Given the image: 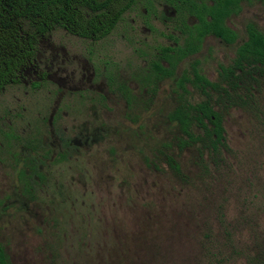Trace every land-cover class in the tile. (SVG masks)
<instances>
[{
	"label": "rangeland",
	"instance_id": "374dc122",
	"mask_svg": "<svg viewBox=\"0 0 264 264\" xmlns=\"http://www.w3.org/2000/svg\"><path fill=\"white\" fill-rule=\"evenodd\" d=\"M239 7L226 18L228 28L223 21L236 41L208 40L196 59L209 83L219 82L221 67H233L249 25L264 38V0ZM130 19L123 16L95 50L60 28L50 31L45 40L55 52L41 48L38 86L27 78L0 90V243L9 262L264 264V67L247 53L240 57L252 78L229 93L219 150L199 143L181 150L183 135L169 117L179 105V84L191 104L210 96L220 111L214 93L190 86L186 71L196 64L183 62L182 78L166 80L186 58V46L196 51L203 40L202 23L194 34L182 19L176 63L166 54L169 69L156 70L166 79L159 88L152 80L149 99L138 89L132 102L107 90L99 75L105 46L117 51L103 61L128 59L114 41Z\"/></svg>",
	"mask_w": 264,
	"mask_h": 264
},
{
	"label": "trees",
	"instance_id": "16d2710c",
	"mask_svg": "<svg viewBox=\"0 0 264 264\" xmlns=\"http://www.w3.org/2000/svg\"><path fill=\"white\" fill-rule=\"evenodd\" d=\"M243 1L250 0H214L212 8L206 9L203 6L211 21L200 20L202 34L213 35L228 45L233 44L236 35L223 25V21L237 15L239 4ZM92 2L94 0H0V90L20 82L24 71L37 57L38 43L53 28L65 29L79 36H89L92 28L98 26H106L110 30L132 4V0H106L101 10L85 6ZM248 27L247 41L237 50L233 67H221L218 83H209L197 72L195 65L192 66V77L188 79L190 86L206 96L209 95L206 88L214 93L215 108L220 109L219 112L214 111V106L210 105V96L203 103L191 104L185 97L190 93L179 84L182 89L179 105L169 115L170 121L178 126L183 135L177 143L179 149L184 150L199 143L204 149L219 150L224 140L223 108L224 111L229 109V93L239 90L244 77L252 78L251 71L243 69L240 57L247 53L264 67V38L253 26ZM223 85L227 88H223ZM167 164L170 167L174 163L167 158ZM173 169L178 171L176 167ZM0 264H11L1 243Z\"/></svg>",
	"mask_w": 264,
	"mask_h": 264
},
{
	"label": "flooded vegetation",
	"instance_id": "af4514ba",
	"mask_svg": "<svg viewBox=\"0 0 264 264\" xmlns=\"http://www.w3.org/2000/svg\"><path fill=\"white\" fill-rule=\"evenodd\" d=\"M105 1L106 0H94V2L89 5L86 4L85 6L90 9L101 10ZM208 4L212 6V3ZM203 6L200 0H132V4L123 12L121 19L115 23L110 30H108L106 26H98L92 28V32L89 36H79L65 29L62 30L70 36L77 37L81 41H88L95 50L98 44H101L103 40H107V38L116 33L121 24L124 23L123 16H132V19L128 20L125 30L120 34L117 40L114 41L124 44L127 48L126 51L129 53L128 59L120 60L121 64L119 63V59H115L114 62L103 61L106 54L107 56L114 57L117 51L115 48L112 49L111 46H105L107 50L103 51L106 54L100 59V64H102V66L99 75L107 90L118 94L123 100H125V97L126 101L130 99V101L133 102L138 89L143 90L145 98L149 99L151 95L148 89L152 80L154 79V84L159 88L162 83L161 81L166 79L162 78L163 75L161 73L156 72L157 67L161 66L162 68L169 69L166 63V54H168V59L171 62L176 63L179 58L180 53L177 52L183 47V37L181 35L183 31L181 27L182 19L192 28L194 34L201 30L198 25L200 22L199 20L201 17L207 15V10ZM206 20L210 21V18L207 17ZM227 22L228 19L224 22L226 27ZM55 29L58 28H53L51 31H55ZM208 40H217L219 43H224L213 35H205L203 36V40L196 44L197 49L192 46L196 51H192L186 46L183 53L186 58L180 59V62L174 66L173 75L166 80L176 81L182 78L184 70H180V67L183 62H192L190 65L198 64L196 59ZM184 41L186 44L188 43L187 32L184 33ZM46 42L47 40L44 38L38 43L39 52L37 53L35 61L24 71L23 75L20 77V82L14 85H19L28 78L29 81L27 83L31 86L33 84V86H38L40 81L43 80L44 76L40 73L38 68L40 51L45 47L51 52H55L54 46ZM151 61L152 65H150ZM134 63L139 64L140 67ZM197 64L195 65V69L199 73V65L197 66ZM118 65H120V69ZM145 68H147L146 72H144ZM141 69L143 70L141 71ZM187 69L188 71L186 72L191 75L193 71L192 67L189 66ZM171 70L172 69H170V71ZM117 73L121 74L120 77H118ZM127 74L130 80H121ZM31 76L32 78H30ZM120 82H123V85L127 89L126 91H119V89H121ZM100 96L104 98L102 94H100Z\"/></svg>",
	"mask_w": 264,
	"mask_h": 264
}]
</instances>
